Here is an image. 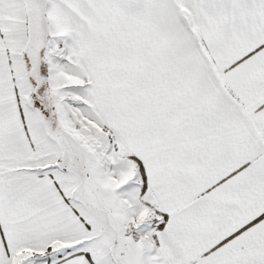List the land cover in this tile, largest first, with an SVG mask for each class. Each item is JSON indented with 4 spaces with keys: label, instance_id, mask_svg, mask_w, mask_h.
Here are the masks:
<instances>
[{
    "label": "snow or ice",
    "instance_id": "obj_1",
    "mask_svg": "<svg viewBox=\"0 0 264 264\" xmlns=\"http://www.w3.org/2000/svg\"><path fill=\"white\" fill-rule=\"evenodd\" d=\"M0 264H264V0H0Z\"/></svg>",
    "mask_w": 264,
    "mask_h": 264
}]
</instances>
